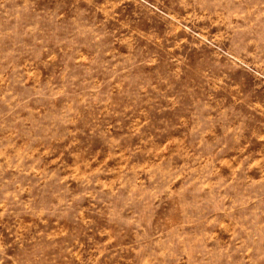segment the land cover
<instances>
[{
	"label": "rangeland",
	"instance_id": "1",
	"mask_svg": "<svg viewBox=\"0 0 264 264\" xmlns=\"http://www.w3.org/2000/svg\"><path fill=\"white\" fill-rule=\"evenodd\" d=\"M0 264H264V0H0Z\"/></svg>",
	"mask_w": 264,
	"mask_h": 264
}]
</instances>
